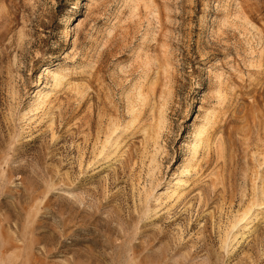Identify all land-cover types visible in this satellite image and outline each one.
Returning <instances> with one entry per match:
<instances>
[{"label": "rangeland", "instance_id": "obj_1", "mask_svg": "<svg viewBox=\"0 0 264 264\" xmlns=\"http://www.w3.org/2000/svg\"><path fill=\"white\" fill-rule=\"evenodd\" d=\"M0 264H264V0H0Z\"/></svg>", "mask_w": 264, "mask_h": 264}, {"label": "bare ground", "instance_id": "obj_2", "mask_svg": "<svg viewBox=\"0 0 264 264\" xmlns=\"http://www.w3.org/2000/svg\"><path fill=\"white\" fill-rule=\"evenodd\" d=\"M53 79H54L55 83L59 82V80H60L58 77V74H57V76H55V74H54ZM41 100H42V98L40 99V103H41ZM205 128H203V126H201V127L196 129V132L194 135L195 139H194L193 145L191 147V150L195 154L198 152L199 148L203 144L201 137L205 134V130H206ZM109 142H108V140L105 141V143L102 146V150L106 147V144H108ZM111 157H112V154L106 155L104 158L105 162L108 161L109 159H111ZM188 172H189L188 169H186V170H184L183 173L186 174ZM186 187H188L187 180L185 178H179L175 182L170 181L168 183V185L166 186V190H165V192H163V194H166L167 197L174 198L175 200H178L181 197V194H183L184 191L186 190ZM250 210L251 209L243 211L240 215H238V217H236V220H235L236 224L239 223L240 221H242L244 223V226H243L244 229H247L249 224L252 223L254 220H256L258 217L257 211L252 213L251 215H249V212H251Z\"/></svg>", "mask_w": 264, "mask_h": 264}]
</instances>
